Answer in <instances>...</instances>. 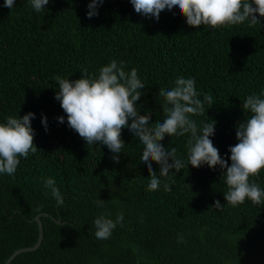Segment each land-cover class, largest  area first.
Here are the masks:
<instances>
[{
  "label": "trees",
  "instance_id": "16d2710c",
  "mask_svg": "<svg viewBox=\"0 0 264 264\" xmlns=\"http://www.w3.org/2000/svg\"><path fill=\"white\" fill-rule=\"evenodd\" d=\"M90 2L49 0L37 13L28 0H15L12 9L0 0V123L34 113L38 149L20 158L13 176L0 174V264L15 250L35 245L38 215L44 225L41 245L10 264H264V204L246 199L227 205L226 169L189 164L173 177L170 192L162 186L147 191L144 145L127 127L119 163L107 146L87 145L68 126L54 79H79L83 68L98 75L112 60L123 61L125 71L137 69L145 84L136 105L141 115L151 114V127L165 118L159 89L172 88L181 76L194 78L199 98L210 94L213 105L191 118L198 126L216 121L210 139L230 166L236 126L250 116L242 103L264 92V17L257 13L261 26L197 29L177 8L165 9L157 21L136 13L130 0H104L89 19ZM187 139L165 136L161 143L175 147L187 164ZM150 163L159 174V165ZM48 177L64 196L63 206L44 187ZM250 182L264 189V170ZM98 199L104 207L96 206ZM216 200L225 205L222 210L215 209ZM121 211L124 226L117 225L108 240L97 239L94 219L110 213L115 220Z\"/></svg>",
  "mask_w": 264,
  "mask_h": 264
},
{
  "label": "clouds",
  "instance_id": "9594fccd",
  "mask_svg": "<svg viewBox=\"0 0 264 264\" xmlns=\"http://www.w3.org/2000/svg\"><path fill=\"white\" fill-rule=\"evenodd\" d=\"M32 9L40 13L44 11L49 0H28ZM104 0H91L88 4L89 19L97 16V5ZM136 13L145 17H155L159 20L165 9L171 11L177 8L186 18L188 26L200 28L202 25L212 29L237 26L248 22L249 27L260 25V17H264V0H130ZM15 0H4V7L12 9ZM81 78L69 80L57 75L58 91L55 99L66 113L67 124L86 142L87 145L102 144L114 154L112 159L119 163L125 144L121 139L122 129L128 128L144 145L142 162L150 174L147 191H157L163 187L167 193L171 191L173 177L189 164L193 168L207 165L226 169L223 177L227 185L224 198L227 205L236 207L250 200L254 205L264 204V189L256 182H250V177H259L264 170V92L252 94L242 103L244 112L250 116L236 126L238 143L229 148L231 164L221 158L219 150L210 137L214 135L216 121L202 123L191 117L203 115L205 104L213 105V97L204 94L199 98L194 78L178 77L174 86L168 90L159 89L158 95L163 97L162 108L164 119L150 125L151 114L141 115L136 102L142 96L141 89L145 84L138 76L137 69L125 71L123 61L112 60L98 70V75H90L87 68L81 70ZM210 108V107H209ZM34 113H27L22 118L8 116L5 123H0V174L13 176L20 164V158L27 159L29 154H35L38 149L34 144V130L31 121ZM59 123H64V117H58ZM131 121V123H129ZM42 125L47 131V118L42 117ZM186 142L187 164L177 156V149H166L161 141L165 136L183 137ZM151 161L159 165L157 174ZM171 161V162H169ZM171 173V175H170ZM161 178H164L162 181ZM44 187L56 201L57 206H63L64 196L57 187L55 179L48 177ZM101 199L94 201L97 207H104ZM219 200L214 202L217 210H222ZM110 213L98 215L93 223L95 237L99 240L111 238L117 225L123 227L124 214L121 211L115 220ZM64 225L61 223L60 227ZM184 242L183 236H178V243ZM133 251H138L134 248Z\"/></svg>",
  "mask_w": 264,
  "mask_h": 264
},
{
  "label": "water",
  "instance_id": "95a60500",
  "mask_svg": "<svg viewBox=\"0 0 264 264\" xmlns=\"http://www.w3.org/2000/svg\"><path fill=\"white\" fill-rule=\"evenodd\" d=\"M35 220L38 222L39 224V238H38V241L35 243V245L33 246H28V247H22V248H19L17 250H15L8 258L7 260L4 262V264H10L12 262L13 259H15V257L22 253V252H25V251H32V250H35L37 249L42 241H43V238H44V225H43V222L40 218V215L36 216L35 217Z\"/></svg>",
  "mask_w": 264,
  "mask_h": 264
}]
</instances>
